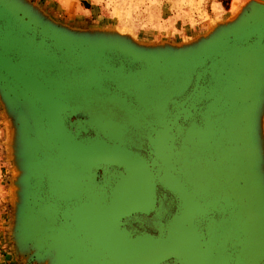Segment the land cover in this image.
Returning a JSON list of instances; mask_svg holds the SVG:
<instances>
[{
    "label": "water",
    "instance_id": "obj_1",
    "mask_svg": "<svg viewBox=\"0 0 264 264\" xmlns=\"http://www.w3.org/2000/svg\"><path fill=\"white\" fill-rule=\"evenodd\" d=\"M21 264H264V0L145 45L0 0Z\"/></svg>",
    "mask_w": 264,
    "mask_h": 264
},
{
    "label": "rangeland",
    "instance_id": "obj_2",
    "mask_svg": "<svg viewBox=\"0 0 264 264\" xmlns=\"http://www.w3.org/2000/svg\"><path fill=\"white\" fill-rule=\"evenodd\" d=\"M55 22L78 30L110 29L145 45H181L225 23L250 0H29ZM264 146V113L261 120ZM11 127L0 102V264H21L13 254L16 175L11 161Z\"/></svg>",
    "mask_w": 264,
    "mask_h": 264
},
{
    "label": "bare ground",
    "instance_id": "obj_3",
    "mask_svg": "<svg viewBox=\"0 0 264 264\" xmlns=\"http://www.w3.org/2000/svg\"><path fill=\"white\" fill-rule=\"evenodd\" d=\"M234 18V17H233ZM233 18H231V19H233ZM121 34V33H120ZM262 139H263V137H262Z\"/></svg>",
    "mask_w": 264,
    "mask_h": 264
}]
</instances>
